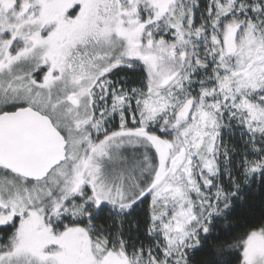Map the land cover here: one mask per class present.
<instances>
[{"label":"snow or ice","instance_id":"obj_1","mask_svg":"<svg viewBox=\"0 0 264 264\" xmlns=\"http://www.w3.org/2000/svg\"><path fill=\"white\" fill-rule=\"evenodd\" d=\"M0 264H264V0H0Z\"/></svg>","mask_w":264,"mask_h":264},{"label":"trees","instance_id":"obj_2","mask_svg":"<svg viewBox=\"0 0 264 264\" xmlns=\"http://www.w3.org/2000/svg\"><path fill=\"white\" fill-rule=\"evenodd\" d=\"M260 195H261V194H260L259 192H256L255 194L250 195V196L248 197V204H257V205H259L260 201H259L258 197H259ZM248 204H245V205L243 206V208H237V210H236V214H235V215H236L237 217H239L240 214H241L242 212H244V211H248V212H251V213H253L254 215L258 216V215H259V208H258V207H257V208H249V207H248ZM209 242H210V243H213L214 241L212 240V238H210ZM207 258H208V257H207V255H206V253H200V254L197 255V259H207Z\"/></svg>","mask_w":264,"mask_h":264}]
</instances>
